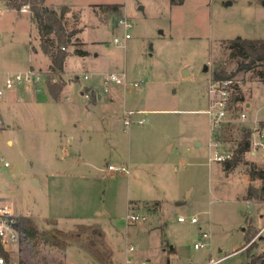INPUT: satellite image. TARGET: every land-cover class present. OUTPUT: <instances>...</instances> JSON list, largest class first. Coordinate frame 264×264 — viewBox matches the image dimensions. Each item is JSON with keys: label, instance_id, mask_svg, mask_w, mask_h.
I'll use <instances>...</instances> for the list:
<instances>
[{"label": "rangeland", "instance_id": "obj_1", "mask_svg": "<svg viewBox=\"0 0 264 264\" xmlns=\"http://www.w3.org/2000/svg\"><path fill=\"white\" fill-rule=\"evenodd\" d=\"M12 1L0 0L2 9L11 5L0 13L2 88L7 71H26L33 64L44 78L50 73L46 57L31 49L39 47V40L30 4H25L29 12H20ZM108 3H122L123 12L102 13L97 5ZM46 4H67L80 15L75 23L70 12L67 26L83 27L73 41L79 36L88 54L80 56L68 46L59 101L51 98L44 81L39 91L16 88L0 100V203L32 217L40 231L57 230L69 245L19 241L11 259L16 264H206L224 257L220 264H246L248 250L261 253L264 203L246 200L245 193L262 181L245 174L244 161L263 165L264 151H248L229 173L210 157L215 150L231 155L243 127L250 139L264 142L255 134L264 125V82L252 71L238 70L222 46L233 38H264V0ZM121 17L131 24L128 39L118 23ZM216 68L239 81L242 95L221 125L227 138L218 148L206 113ZM112 71H126L129 83H112L105 93L101 80ZM93 90L103 98H92ZM129 110L140 113L128 125ZM111 164L128 171L110 170ZM133 215L140 218L133 220ZM180 215L186 220L180 221ZM254 231L247 241L246 233ZM204 232L210 234L209 244L196 248Z\"/></svg>", "mask_w": 264, "mask_h": 264}, {"label": "trees", "instance_id": "obj_2", "mask_svg": "<svg viewBox=\"0 0 264 264\" xmlns=\"http://www.w3.org/2000/svg\"><path fill=\"white\" fill-rule=\"evenodd\" d=\"M13 7L20 10L21 6L30 4L32 11V19L35 22L38 29L39 47L32 46L31 49L34 53L39 50L48 56L50 60L49 72L44 78V84L47 92L51 98L55 101L61 99V93L66 86V82L63 79L64 63L69 55L68 46H74V53L80 56H85L88 51L83 47L84 42L76 38L73 41L74 36L82 31V27L69 28L68 15L71 12L75 23L80 20V15L73 12L68 5H62L60 7H50L46 4V0H13ZM174 4H181L184 0H171ZM102 13H110L120 15L122 13V3H108L97 5ZM222 46L228 51V58L230 61H234L238 67V70L252 71L255 73L261 81L264 82V38H248L239 37L228 40H223ZM232 74L227 73L224 69L216 68L212 74V81L231 78ZM240 86L236 85L235 90L231 95L230 108L233 103H237L242 99L240 94ZM97 93L93 90L92 98L96 99ZM0 119L2 120V114L0 112ZM264 126V125H263ZM230 131V129H227ZM243 137L238 142L237 147L233 149L232 154L223 161V169L225 172H232L239 164L243 163L245 154L250 151L251 139L250 133L247 129H242ZM216 138L218 140H225L227 137L221 135V129L216 132ZM246 164L245 174L251 180L259 179L262 181L261 187H256L250 184L246 190V200H254L256 202L264 203V164L257 165L254 162L244 161ZM17 228L20 232V243L25 245L36 246L42 239L46 244L52 246H58L63 249L68 247L66 239L61 237L57 230L50 231L49 229L40 231L35 224L34 220L30 216L19 215ZM59 233L66 235L62 231ZM253 233H246V240L250 241ZM68 235V234H67ZM70 236H74V233H70ZM246 264H264V250L258 254H252L248 250L246 253ZM19 264H26L24 261H20ZM43 264H51L45 261ZM59 264H64L60 262Z\"/></svg>", "mask_w": 264, "mask_h": 264}, {"label": "built area", "instance_id": "obj_3", "mask_svg": "<svg viewBox=\"0 0 264 264\" xmlns=\"http://www.w3.org/2000/svg\"><path fill=\"white\" fill-rule=\"evenodd\" d=\"M10 4H5V7L0 8V13L4 10H10ZM20 12H29L28 5L21 6ZM118 23L122 25L125 30V38H130V33L127 30L131 27V24L125 17H121L118 20ZM114 41L116 43H120L121 39L119 37H115ZM4 77V85L3 88L0 87V100L4 97L5 93L8 91H12L16 88L28 89L30 87H34L36 91L40 90L39 83L44 81L43 73L31 66L26 71H7L3 73ZM84 78H89L88 74L84 75ZM142 81H134L132 85L134 87L140 86ZM101 83L104 85V92H110V84L116 85H127L129 83L128 74L126 71L124 72H116L112 71L103 75ZM236 85L240 86L239 81L234 78H226L217 81H212L209 84L208 95H209V108L206 110V113L211 116L212 123V132H213V146L218 148L224 144L223 141L218 140L216 138V132L221 128L223 121L228 115V111L230 109V100L233 91L235 90ZM136 113H140V111L129 110L127 112V116L124 119L125 124H131L132 116ZM240 118L242 120L246 119V113L242 112L240 114ZM138 123H143L144 119H138ZM2 127V120L0 119V128ZM255 134L260 138L264 137V126L255 129ZM256 136V137H257ZM259 147L264 151V142L258 141L256 138L254 140L251 139V154H255V152L259 149ZM230 154H220L217 150H215L214 155L210 157L211 161H220L223 162L228 158ZM5 166H8V162H5ZM110 170L114 171H122L127 172L128 167L125 165H109ZM18 216L15 207L10 203H0V264H16L12 259L11 255L14 252L15 247L19 244L20 241V232L17 228ZM133 220H137L140 218L139 215L131 216ZM180 221L186 220V217L180 215L178 218ZM197 217H191L192 222H197ZM264 229V227H263ZM203 240H200L195 243L196 248H202L207 246L209 243L205 241V239L210 238V234L204 232L202 234ZM133 247H131L132 249ZM224 257H220L217 259H210V261L206 264H220Z\"/></svg>", "mask_w": 264, "mask_h": 264}, {"label": "crops", "instance_id": "obj_4", "mask_svg": "<svg viewBox=\"0 0 264 264\" xmlns=\"http://www.w3.org/2000/svg\"><path fill=\"white\" fill-rule=\"evenodd\" d=\"M227 4V3H226ZM48 5V4H47ZM63 5H67V4H63ZM228 5V4H227ZM50 6V5H49ZM62 6V5H61ZM69 6V5H68ZM54 7H58V6H54ZM71 7V6H70ZM122 12H123V7H122ZM35 23V22H34ZM82 27V26H81ZM83 28V27H82ZM83 41V40H82ZM32 47V46H31ZM34 53V52H33ZM39 53H41V54H43L45 57H46V62H47V64H48V67H49V64H50V60H49V58H48V56L47 55H45L42 51L41 52H37V53H34V54H36V55H38ZM31 66H33V64L31 65ZM111 92V91H110ZM99 94L101 95V96H99ZM49 95V94H48ZM97 98L98 99H102L103 98V95L101 94V93H98V95H97ZM110 98H111V100L112 101H114L115 100V96L114 95H110ZM242 129H245L244 127L242 128ZM11 140H9V142H10ZM112 165V164H111ZM250 201V200H249ZM262 211V212H261ZM261 211H260V213H263L264 211H263V209H261Z\"/></svg>", "mask_w": 264, "mask_h": 264}, {"label": "water", "instance_id": "obj_5", "mask_svg": "<svg viewBox=\"0 0 264 264\" xmlns=\"http://www.w3.org/2000/svg\"><path fill=\"white\" fill-rule=\"evenodd\" d=\"M231 3H232L231 1H228V2H227V4H231ZM149 49H150V52L152 53V50H153V44L150 45ZM99 96H101V95L99 94ZM197 144L199 145L200 143L198 142Z\"/></svg>", "mask_w": 264, "mask_h": 264}]
</instances>
